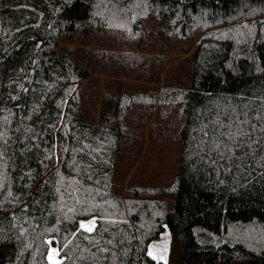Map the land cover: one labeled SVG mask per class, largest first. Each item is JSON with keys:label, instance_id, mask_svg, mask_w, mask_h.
<instances>
[{"label": "trees", "instance_id": "1", "mask_svg": "<svg viewBox=\"0 0 264 264\" xmlns=\"http://www.w3.org/2000/svg\"><path fill=\"white\" fill-rule=\"evenodd\" d=\"M165 227L264 264V0H0V264H163Z\"/></svg>", "mask_w": 264, "mask_h": 264}, {"label": "rangeland", "instance_id": "2", "mask_svg": "<svg viewBox=\"0 0 264 264\" xmlns=\"http://www.w3.org/2000/svg\"><path fill=\"white\" fill-rule=\"evenodd\" d=\"M86 227L89 224H85ZM172 244V238L169 232L168 227H165L162 234L155 240H153L148 246V254L151 252V257H156V262H162L163 264H167V257L169 248ZM55 258V256H53Z\"/></svg>", "mask_w": 264, "mask_h": 264}, {"label": "snow or ice", "instance_id": "3", "mask_svg": "<svg viewBox=\"0 0 264 264\" xmlns=\"http://www.w3.org/2000/svg\"><path fill=\"white\" fill-rule=\"evenodd\" d=\"M89 223L92 224V223H94V221H91V222H89ZM81 227H85V226L82 224ZM86 230L91 231V228H87ZM49 243H51V242L49 241ZM54 255H58V252H56L55 250H53V251L50 252V254H49L48 259H49V261H50V264H62V262H61L60 260H57V259H54V258H53ZM149 255H151V252H149ZM155 258H156V257H153V259H155Z\"/></svg>", "mask_w": 264, "mask_h": 264}]
</instances>
